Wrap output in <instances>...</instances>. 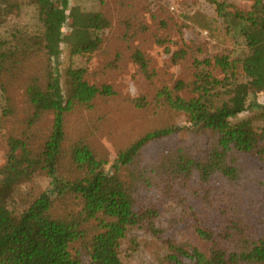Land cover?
<instances>
[{
  "label": "trees",
  "instance_id": "1",
  "mask_svg": "<svg viewBox=\"0 0 264 264\" xmlns=\"http://www.w3.org/2000/svg\"><path fill=\"white\" fill-rule=\"evenodd\" d=\"M212 2L222 16L224 4ZM23 4L0 0V89L6 101L0 129L14 113L15 91L28 105L0 169V264H123L120 247L133 229L161 241L168 264H264V235L239 196L245 160L264 164V130L254 126V118L264 117V0L233 12L248 55L215 59L223 71L232 70L233 80L240 65L246 81L234 84L219 104L211 87L224 81L215 78L193 82V97L186 94L190 85L178 80L150 100L134 99L137 109L165 118L115 149L109 167L89 139L68 140L66 121L74 108L92 109L97 98L116 92L89 83L82 68L66 70L64 91L59 69L62 45L74 55L98 51L100 32L111 20L97 11L71 14L69 0H29L35 26L4 36L8 17ZM183 53L175 52L172 62ZM132 58L151 77L140 49ZM250 111L257 116L238 118ZM176 116L187 118L185 126L175 123ZM182 130L187 138L180 137ZM153 146L158 149L148 158L145 151ZM39 176L47 187L36 186ZM175 209L168 227H159L158 219Z\"/></svg>",
  "mask_w": 264,
  "mask_h": 264
},
{
  "label": "rangeland",
  "instance_id": "2",
  "mask_svg": "<svg viewBox=\"0 0 264 264\" xmlns=\"http://www.w3.org/2000/svg\"><path fill=\"white\" fill-rule=\"evenodd\" d=\"M18 1L25 4L22 5L21 11H15L8 17L4 36L7 35L5 32L15 27L31 28L36 24V10L29 4V0ZM170 1L69 0L71 14L75 11V14L97 11L111 20V25L100 32L103 42L98 51L74 55L69 47L62 45L63 54L59 69L64 91L66 70L82 68L86 71L85 79L89 83L110 85L116 92L112 97L97 98L92 109L74 108L66 121L68 140L79 136L89 139V143H92L98 152L107 156L108 167L114 162L115 149L165 118L152 116L150 109H137L133 103L134 99L145 96L150 100L159 89L172 87L178 80L190 85L191 88H188L186 94L193 97L197 95L192 92L193 82L215 78L224 81L221 85L211 87V92L215 93L214 102L219 104L229 98V91L234 84L246 81L240 65L236 69L238 78L233 80L232 70L223 71L216 66L215 59L223 56L230 61L242 60L248 55L240 32L241 22L234 17L233 12L249 11L254 0H216L225 6L222 16L212 0H172L175 7L173 11L169 8ZM15 7H10L9 11H14ZM135 48L142 51L151 77L145 75L132 58ZM179 50H184L183 58L174 64L172 56ZM12 95L15 99L14 113L7 115L0 129V169L8 157V140L20 133L28 110L21 91L17 90ZM259 102L264 104V97H261ZM5 103L0 89V115ZM255 114L250 111L238 118L257 116ZM172 116L174 118V115H168L166 118L172 120ZM175 123L183 127L187 118L176 116ZM49 124L48 117L42 124L44 132ZM254 126L258 130H264V117L254 118ZM179 135L181 138H187L186 130H182ZM156 149L158 148L153 146L146 150V156L151 158ZM37 178L36 186L47 187L48 180L44 176ZM239 192L243 200L242 209L246 214L253 216L260 233L264 235L262 162L245 160ZM169 212L158 219L159 227L167 228L170 217L176 214L177 210ZM179 236L183 240V236ZM166 257L167 251L161 241L142 229L131 230L120 247L123 264H168Z\"/></svg>",
  "mask_w": 264,
  "mask_h": 264
},
{
  "label": "built area",
  "instance_id": "3",
  "mask_svg": "<svg viewBox=\"0 0 264 264\" xmlns=\"http://www.w3.org/2000/svg\"><path fill=\"white\" fill-rule=\"evenodd\" d=\"M169 6H170V7H169L170 10H172V11L175 9V7H174V5H173V3H172V0L170 1Z\"/></svg>",
  "mask_w": 264,
  "mask_h": 264
}]
</instances>
